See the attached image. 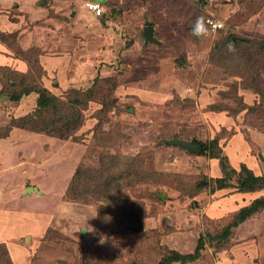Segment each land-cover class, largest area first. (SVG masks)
<instances>
[{"label": "rangeland", "instance_id": "obj_1", "mask_svg": "<svg viewBox=\"0 0 264 264\" xmlns=\"http://www.w3.org/2000/svg\"><path fill=\"white\" fill-rule=\"evenodd\" d=\"M89 1L0 0V264H159L200 238L172 264H264V208L224 232L264 189H218L219 159L168 144L219 137L264 176V0H105L98 17ZM43 89L81 92L67 139L10 130Z\"/></svg>", "mask_w": 264, "mask_h": 264}, {"label": "trees", "instance_id": "obj_2", "mask_svg": "<svg viewBox=\"0 0 264 264\" xmlns=\"http://www.w3.org/2000/svg\"><path fill=\"white\" fill-rule=\"evenodd\" d=\"M93 2H98L95 0H91ZM100 3V2H99ZM105 14V11L103 13V16ZM230 43H232V40L229 39ZM257 42V41H255ZM254 42V43H255ZM245 44V43H244ZM258 51L261 53H264V41L259 42ZM234 49V48H233ZM22 53V51H21ZM235 52H232L229 50L228 58H231L234 56L235 58L239 60L240 55H234ZM25 55V54H24ZM30 62V61H29ZM31 63V62H30ZM38 62H36V66H38ZM250 67V66H248ZM247 68V67H246ZM250 69V68H248ZM251 73V76L253 78L252 70H248ZM252 71V72H251ZM248 88H253L257 94H261V84L260 82H257L256 84H252L251 82H247ZM32 89L30 91H26V94L31 93ZM35 91V90H34ZM33 91V92H34ZM74 93H81L80 90H74ZM78 94H74L73 98L68 97V103L63 102L62 100L58 99L57 97L50 94L46 89H43L40 91L39 101H38V109L36 110V113L29 117H19L17 119L21 120L26 124V126L22 125H14L13 122L10 126V130L12 128H18V127H24L26 129H30L36 133L47 135V136H53L58 137L60 139H67L70 136V133L67 130H62L64 128L68 129L69 126H71L72 123L76 124L77 114L75 113L76 108L78 107V104L82 101V99L79 98ZM30 95V94H29ZM8 98L11 101L18 102L21 99V95L16 94L15 92H11L7 95ZM64 105L63 107H60V105ZM68 106V107H67ZM67 111L70 109L69 114H61L60 110ZM221 109V108H220ZM220 109H217L220 111ZM50 113L53 114V116H50ZM48 115L51 117L49 118ZM61 123V124H60ZM61 125V130L57 128V125ZM31 126V127H30ZM59 129V130H58ZM7 136L0 133V138ZM192 139V138H191ZM185 140H189L190 138ZM199 144L202 145V152L201 155L203 156H209L212 159H219L221 164V170L223 172V176L219 178H212L210 183L215 182L217 183L218 189H225L232 186V179L235 175L239 177L238 182V191L243 193H252L259 190L264 189V176L256 175L250 168L246 166V164H242L240 169H236L230 165L228 162V156L223 153L224 146L220 145V138L215 137L212 140L209 141H200L198 139H192ZM183 149V148H182ZM200 155V154H196ZM205 185V182L198 184V188L202 189ZM264 208V196L258 197L255 200L251 202V204L242 207L238 213L235 215L236 220L231 223V225L228 226V228L225 229L224 232L227 231V229L236 228L239 224L243 223V221H246L249 217H251L253 214L257 213L260 209ZM0 246L7 248L4 244H0ZM204 247V239L200 238L198 242V246L196 247L195 251L193 253H180L177 251H170V253L162 259V261L159 264H172L175 262H181V263H188L196 261L198 258H200L201 250ZM224 248V247H222ZM219 248V249H222ZM10 264H13L11 258H10Z\"/></svg>", "mask_w": 264, "mask_h": 264}, {"label": "water", "instance_id": "obj_3", "mask_svg": "<svg viewBox=\"0 0 264 264\" xmlns=\"http://www.w3.org/2000/svg\"><path fill=\"white\" fill-rule=\"evenodd\" d=\"M144 35H145L146 43L148 42H153L156 44L160 43L159 40L155 36V28L153 26H146L144 28ZM168 144L172 146H180L181 148L187 150L188 152H192L194 154H201L202 152V145L199 144L198 142L181 139V138H178L177 136L169 140ZM38 190H39L38 187H28L27 188V191H30V192L38 191ZM133 224L135 228L139 227V221L133 220Z\"/></svg>", "mask_w": 264, "mask_h": 264}, {"label": "built area", "instance_id": "obj_4", "mask_svg": "<svg viewBox=\"0 0 264 264\" xmlns=\"http://www.w3.org/2000/svg\"><path fill=\"white\" fill-rule=\"evenodd\" d=\"M87 7L96 15V16H101L104 13V7L102 5V3L99 2H93V1H89L87 3ZM207 24H209V26L217 31V30H221L224 27V22H221L220 20H216L215 18L212 19H207Z\"/></svg>", "mask_w": 264, "mask_h": 264}, {"label": "clouds", "instance_id": "obj_5", "mask_svg": "<svg viewBox=\"0 0 264 264\" xmlns=\"http://www.w3.org/2000/svg\"><path fill=\"white\" fill-rule=\"evenodd\" d=\"M196 31L200 32V33H204L206 30H205V28H204L202 23H198Z\"/></svg>", "mask_w": 264, "mask_h": 264}, {"label": "crops", "instance_id": "obj_6", "mask_svg": "<svg viewBox=\"0 0 264 264\" xmlns=\"http://www.w3.org/2000/svg\"><path fill=\"white\" fill-rule=\"evenodd\" d=\"M91 1V0H90ZM103 2H105V0H101V3H103ZM89 10V9H88ZM104 10H105V8H104ZM89 11H91V10H89ZM91 13L95 16V17H98V16H96L92 11H91ZM160 42V41H159Z\"/></svg>", "mask_w": 264, "mask_h": 264}]
</instances>
